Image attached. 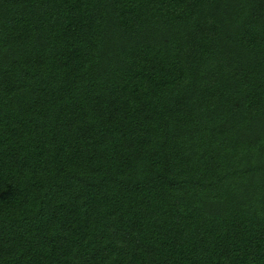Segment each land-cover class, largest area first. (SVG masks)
I'll return each instance as SVG.
<instances>
[{
    "label": "trees",
    "instance_id": "1",
    "mask_svg": "<svg viewBox=\"0 0 264 264\" xmlns=\"http://www.w3.org/2000/svg\"><path fill=\"white\" fill-rule=\"evenodd\" d=\"M0 264H264V0H0Z\"/></svg>",
    "mask_w": 264,
    "mask_h": 264
}]
</instances>
